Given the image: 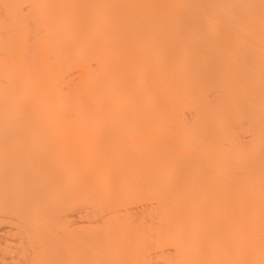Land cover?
<instances>
[{"label": "bare ground", "instance_id": "obj_1", "mask_svg": "<svg viewBox=\"0 0 264 264\" xmlns=\"http://www.w3.org/2000/svg\"><path fill=\"white\" fill-rule=\"evenodd\" d=\"M0 264H264V0H0Z\"/></svg>", "mask_w": 264, "mask_h": 264}]
</instances>
